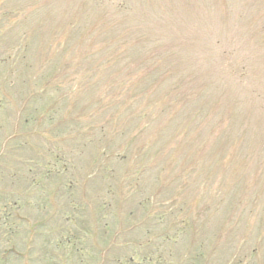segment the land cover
I'll list each match as a JSON object with an SVG mask.
<instances>
[{
	"label": "rangeland",
	"instance_id": "rangeland-1",
	"mask_svg": "<svg viewBox=\"0 0 264 264\" xmlns=\"http://www.w3.org/2000/svg\"><path fill=\"white\" fill-rule=\"evenodd\" d=\"M0 264H264V0H0Z\"/></svg>",
	"mask_w": 264,
	"mask_h": 264
}]
</instances>
